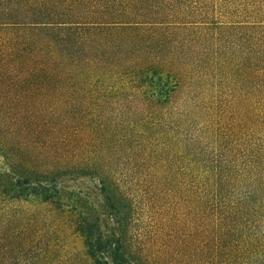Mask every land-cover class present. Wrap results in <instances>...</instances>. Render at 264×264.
<instances>
[{"label": "rangeland", "instance_id": "374dc122", "mask_svg": "<svg viewBox=\"0 0 264 264\" xmlns=\"http://www.w3.org/2000/svg\"><path fill=\"white\" fill-rule=\"evenodd\" d=\"M157 8L175 12L171 23L64 31L73 39L61 46L29 24L30 13L45 10ZM194 10L200 0H0V261L95 264L82 231L88 221L123 232L131 264H200L199 202L186 172L215 152L200 109L219 94L249 117L261 89L232 75L246 56L235 31L202 28L200 15L176 22ZM220 60L231 67L226 77ZM155 119L167 128L152 132L154 142L130 139L104 152L83 144L85 155L93 150L89 165L78 163L84 152L74 138H60V124L91 126L80 137L88 143L99 125L118 139ZM250 127L240 136L251 137ZM154 145L158 152L140 161Z\"/></svg>", "mask_w": 264, "mask_h": 264}, {"label": "trees", "instance_id": "16d2710c", "mask_svg": "<svg viewBox=\"0 0 264 264\" xmlns=\"http://www.w3.org/2000/svg\"><path fill=\"white\" fill-rule=\"evenodd\" d=\"M212 1L218 7L215 14L212 13L213 8H210ZM159 9L45 10L32 12L28 16L32 28L50 33L41 37L54 40L61 46L73 39V34L68 35L64 31L110 24L171 23L169 20L176 15L175 12ZM182 13L185 12L177 14L179 20L176 22L195 24L197 21L191 17L200 15L202 28H215L220 34L235 31L240 38V45H246L248 49H245L246 56L241 57L239 62L235 59L236 69L232 75L235 78L246 76L253 83L254 90L261 89L259 99L254 96L248 105L249 117L242 114V109L232 111L229 106L238 102L221 100L219 94L213 96L214 102L200 109L202 129L211 134L213 141L208 147L215 150L207 160L200 162V171L186 172L190 198L194 200L196 196L195 200L199 202L200 264H264V0H200V13L197 10L188 12L190 18L186 19L191 20L182 21L183 16H179ZM228 67L223 60L216 65L223 77L230 74L231 67ZM260 117L261 128L258 130ZM160 119H155L149 128H145L146 124L136 122L125 128V134L119 132L118 139L114 138L117 129L99 125L95 128L96 135L88 143L80 137L89 132L91 126L81 123L60 124V138L63 141L74 138L75 150L84 152L78 154V163L89 165L94 160L91 158L93 150L85 155L87 149L84 145L87 148L94 145L95 149L104 152L130 139L154 142L152 132L162 125L167 128V124ZM248 122L252 133H249L251 137L245 138L240 135L244 128L247 129ZM148 147V157L140 161L148 162L158 152L155 145ZM3 231L2 228L0 242L3 241ZM82 231L87 240L88 253L95 264H131L123 232L116 229L107 232L98 222L88 221ZM1 248L3 250V245ZM4 261L2 256L0 264H4Z\"/></svg>", "mask_w": 264, "mask_h": 264}]
</instances>
